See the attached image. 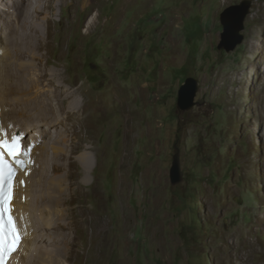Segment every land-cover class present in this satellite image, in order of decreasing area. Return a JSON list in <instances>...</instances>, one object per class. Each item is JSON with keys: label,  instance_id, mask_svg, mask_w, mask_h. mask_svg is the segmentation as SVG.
<instances>
[{"label": "rangeland", "instance_id": "374dc122", "mask_svg": "<svg viewBox=\"0 0 264 264\" xmlns=\"http://www.w3.org/2000/svg\"><path fill=\"white\" fill-rule=\"evenodd\" d=\"M52 1L44 13L26 10L38 14L47 41L42 66L59 70L65 86L81 87V101L102 106L69 137L77 143L66 161L77 213L106 224L101 234L78 231L76 262L264 264V0H252L245 40L230 53L218 49L221 14L244 0ZM5 13L16 22L11 8ZM5 63L2 57L1 70ZM189 77L199 81V106L182 112L179 90ZM33 141L40 157L47 144L22 138L25 148ZM178 150L184 183L174 185ZM86 152L95 159L89 171L78 160ZM29 172L19 182L26 191ZM50 173L47 185L55 182ZM26 191L16 200L24 231ZM32 245L28 264H38L42 246Z\"/></svg>", "mask_w": 264, "mask_h": 264}, {"label": "bare ground", "instance_id": "6f19581e", "mask_svg": "<svg viewBox=\"0 0 264 264\" xmlns=\"http://www.w3.org/2000/svg\"><path fill=\"white\" fill-rule=\"evenodd\" d=\"M51 2L53 1L0 0V4L4 6L3 18H0V44L5 46V50L0 53V59L2 57L6 59L2 68L4 79L1 91L0 127L8 134V139H11L12 134L22 138L34 134L40 136L47 144L42 147L40 157L34 156V149H40L39 141H33V144L27 148L22 146L23 152L18 157L25 167L20 169V174L25 175L28 169L32 171V174L29 172L31 180L27 184V191L23 187H18L16 190V200L20 193H22L21 198L25 195V191L28 193L27 205L23 207L19 205V207L21 221L29 229L24 231L18 215L17 219L24 237H28L31 241L29 253L34 243L35 247L38 246L37 250L42 246L38 251L39 258L35 259L40 262L38 264H78L76 257L80 251L75 249L78 245L76 243L78 231L92 229L93 235L96 231L101 234L105 232L106 224L101 219L88 216L87 210L77 213L75 202L78 192L73 182L75 174L71 171L73 164L66 163L70 157L68 152L72 153L77 148V143L71 142L69 137L79 134L81 126L86 125L87 120L84 118L86 112L100 111L102 106L90 100L85 101L86 98L81 101L79 98L83 93L81 87L73 89V84L70 88L65 86L64 82L67 81L59 70H48L46 68L48 63L42 66L45 57L41 53L45 51L47 41L42 34V25L37 26L34 23L33 18L36 19L38 14L32 13L28 16L26 10L34 8L39 14L44 13L46 9L51 8ZM7 8H11L16 13V22L4 17ZM47 24L50 25L49 17ZM2 70L0 69V74ZM2 117L5 121L3 126ZM19 118L24 121H20ZM74 122L79 127H76ZM70 123L74 127H70ZM19 125H22L24 132L20 131ZM62 141L71 142L70 146L67 145L70 147L69 150L61 146ZM34 158H38L37 164L33 163ZM78 160L86 171L92 170L95 159L91 154L83 153ZM51 171L52 176L56 175L55 182L47 185ZM62 171L65 173L59 174ZM22 179L24 180V177L20 176L19 180ZM32 179H36V182L32 183ZM62 183L67 184L66 191L61 189ZM24 211L26 213H23ZM35 242L39 244L36 245ZM28 261V256H25L24 264H28Z\"/></svg>", "mask_w": 264, "mask_h": 264}, {"label": "water", "instance_id": "95a60500", "mask_svg": "<svg viewBox=\"0 0 264 264\" xmlns=\"http://www.w3.org/2000/svg\"><path fill=\"white\" fill-rule=\"evenodd\" d=\"M253 7L254 3L252 0H244L240 4L227 7L222 12L220 19L223 32L218 44L219 50H225L227 53H230L244 42L245 35L243 31L245 29V22L251 14ZM199 89L200 84L197 79L193 77L187 78L179 90L178 109L186 112L199 106V103L195 101ZM170 177L174 185L184 183L179 150L174 156Z\"/></svg>", "mask_w": 264, "mask_h": 264}, {"label": "snow or ice", "instance_id": "6c2138e0", "mask_svg": "<svg viewBox=\"0 0 264 264\" xmlns=\"http://www.w3.org/2000/svg\"><path fill=\"white\" fill-rule=\"evenodd\" d=\"M7 135L0 127V136L5 137L0 139V264H5L4 257L15 251L23 238V234L15 223V218L11 215L15 171L5 160V155H7L16 164L24 166L23 161L18 159L23 152L20 143L22 137L12 134L11 139H8Z\"/></svg>", "mask_w": 264, "mask_h": 264}]
</instances>
